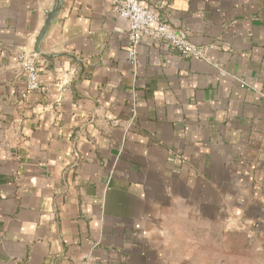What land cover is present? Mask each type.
<instances>
[{"label":"crops","instance_id":"0c3cea01","mask_svg":"<svg viewBox=\"0 0 264 264\" xmlns=\"http://www.w3.org/2000/svg\"><path fill=\"white\" fill-rule=\"evenodd\" d=\"M139 1L212 63L135 71L111 0H66L26 95L52 0H0V264H264V0Z\"/></svg>","mask_w":264,"mask_h":264},{"label":"built area","instance_id":"2783aa9c","mask_svg":"<svg viewBox=\"0 0 264 264\" xmlns=\"http://www.w3.org/2000/svg\"><path fill=\"white\" fill-rule=\"evenodd\" d=\"M111 6L118 18L128 22L127 59L135 71L139 67V48L147 40L163 42L182 57L212 63L208 55L209 48L193 44L186 32L173 30L158 15L141 5L139 0H111ZM18 62L26 73V95L39 92L42 88V82L36 58H29L28 53L23 52L19 54ZM219 70L222 75L229 76L224 69L219 68ZM231 77L237 80L242 87H250L246 81L238 77Z\"/></svg>","mask_w":264,"mask_h":264},{"label":"water","instance_id":"95a60500","mask_svg":"<svg viewBox=\"0 0 264 264\" xmlns=\"http://www.w3.org/2000/svg\"><path fill=\"white\" fill-rule=\"evenodd\" d=\"M65 1L66 0H52L51 7L44 13V23L39 34L35 38L33 49L31 52H28L29 58H50V56L43 53L42 44L48 37L52 27L58 23L61 13L64 10Z\"/></svg>","mask_w":264,"mask_h":264}]
</instances>
